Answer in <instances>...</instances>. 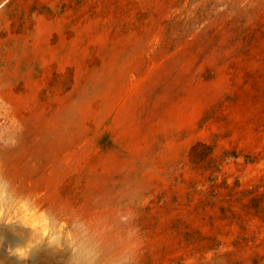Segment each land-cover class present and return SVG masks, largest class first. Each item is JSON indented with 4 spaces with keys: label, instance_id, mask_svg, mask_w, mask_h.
<instances>
[{
    "label": "rangeland",
    "instance_id": "obj_1",
    "mask_svg": "<svg viewBox=\"0 0 264 264\" xmlns=\"http://www.w3.org/2000/svg\"><path fill=\"white\" fill-rule=\"evenodd\" d=\"M0 264H264V0H0Z\"/></svg>",
    "mask_w": 264,
    "mask_h": 264
}]
</instances>
